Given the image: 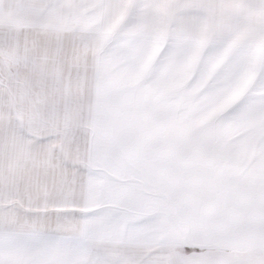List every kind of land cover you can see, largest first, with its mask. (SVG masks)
<instances>
[{
    "label": "snow or ice",
    "instance_id": "1",
    "mask_svg": "<svg viewBox=\"0 0 264 264\" xmlns=\"http://www.w3.org/2000/svg\"><path fill=\"white\" fill-rule=\"evenodd\" d=\"M0 264H264V0H0Z\"/></svg>",
    "mask_w": 264,
    "mask_h": 264
}]
</instances>
